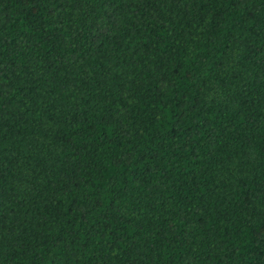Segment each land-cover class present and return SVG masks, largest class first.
<instances>
[{"label": "trees", "instance_id": "trees-1", "mask_svg": "<svg viewBox=\"0 0 264 264\" xmlns=\"http://www.w3.org/2000/svg\"><path fill=\"white\" fill-rule=\"evenodd\" d=\"M0 264H264V0H0Z\"/></svg>", "mask_w": 264, "mask_h": 264}]
</instances>
